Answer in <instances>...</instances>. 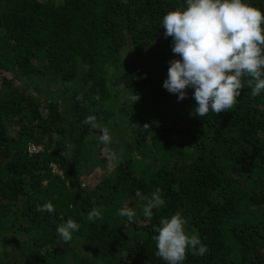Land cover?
Listing matches in <instances>:
<instances>
[{"label":"trees","instance_id":"1","mask_svg":"<svg viewBox=\"0 0 264 264\" xmlns=\"http://www.w3.org/2000/svg\"><path fill=\"white\" fill-rule=\"evenodd\" d=\"M184 6L0 0V264H166L152 237L177 212L208 248L184 264H264V93L244 76L231 110L200 118L193 89L178 102L162 86L179 58L162 17ZM157 189L146 220L142 197ZM68 219L70 244L56 232Z\"/></svg>","mask_w":264,"mask_h":264},{"label":"clouds","instance_id":"2","mask_svg":"<svg viewBox=\"0 0 264 264\" xmlns=\"http://www.w3.org/2000/svg\"><path fill=\"white\" fill-rule=\"evenodd\" d=\"M162 27L164 36L172 38V52L179 56L170 60L162 86L175 94L178 102L187 97L186 89H193L194 114L198 117L231 110L244 87V76L251 77L248 83L253 96L264 93V11L250 0H185L183 8L164 14ZM129 99L133 104L139 97L132 92ZM84 123L99 130V143L111 144L112 136L95 115L87 116ZM136 196L142 194L137 191ZM142 200L146 201L141 206L142 214L151 220L153 209L163 204L160 190ZM40 211L53 213L55 208L48 202ZM100 215L97 209L87 214L89 221ZM118 215L131 223L136 210L124 207ZM186 223L177 212L162 218L160 227L155 229V255L166 264H184L188 252L203 256L208 251L198 234L187 233ZM78 230L79 224L73 219L56 228L60 240L67 244Z\"/></svg>","mask_w":264,"mask_h":264},{"label":"rangeland","instance_id":"3","mask_svg":"<svg viewBox=\"0 0 264 264\" xmlns=\"http://www.w3.org/2000/svg\"><path fill=\"white\" fill-rule=\"evenodd\" d=\"M112 145V146H111ZM110 148H113L114 147V143L113 141L111 142V144L109 145ZM53 166V165H52ZM58 171V170H57ZM59 172V171H58Z\"/></svg>","mask_w":264,"mask_h":264}]
</instances>
